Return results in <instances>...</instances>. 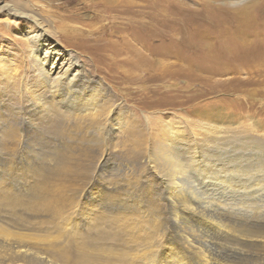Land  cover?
I'll use <instances>...</instances> for the list:
<instances>
[{"label":"bare ground","instance_id":"1","mask_svg":"<svg viewBox=\"0 0 264 264\" xmlns=\"http://www.w3.org/2000/svg\"><path fill=\"white\" fill-rule=\"evenodd\" d=\"M2 2L9 7L6 0ZM13 10L16 18L31 20L35 28L32 30L25 22L17 26L15 33L20 47L28 54L22 60L28 62L23 83L0 73V141L11 137L15 142L19 138L23 146L20 153L27 160L24 166H15L11 160L17 150L10 143H0V212L9 222L18 212L31 217L45 214L58 231L68 236H27L0 225V264H103V260L107 264H179L180 256L153 257L151 252L147 253L146 243H155L151 242L155 230L151 228L153 214H142L145 207L139 206L143 203L155 211L164 205L170 227L192 254L193 264H222L207 258L204 236H212L214 243L218 240L215 236H235L264 244V220L259 224L238 222L240 216L247 220L252 216L242 206L251 199L248 189L258 185L257 180H264V150L249 149H257L261 144L223 143L216 125L206 126L202 138L193 135L192 139L184 137L179 128L166 130L160 126L155 134H166L164 140L142 153L143 163L149 167L147 183L125 181L120 172L108 173L104 159L88 173L85 162L103 157L110 130L123 125L121 104L113 96L107 99L109 94L103 82L89 77L79 59L71 51L61 49L60 42L52 39L34 14ZM5 51H0V61L9 62L12 57L9 53L6 56ZM129 62L135 65L137 59ZM4 65L0 64V68ZM22 85H27L28 90L24 91ZM18 99L27 106L19 108L15 104ZM113 105L115 115L110 124ZM65 120L72 123L75 135L68 134L72 131L65 128ZM92 129L100 133L96 142H92L97 140ZM239 145L241 148H237ZM126 168L134 171L129 165ZM15 177L22 180V188L16 186ZM98 182L103 185L97 189ZM127 193L133 195L128 198ZM134 199L137 206H127ZM191 218L198 219L200 226L206 220L210 223L206 234L188 237L186 229ZM68 220H74L69 230ZM95 223H107L108 229L110 225L116 227L118 232L112 236H126L122 242L131 253L127 249L113 262L98 244L111 235L100 230L98 236H93L91 226ZM124 254L130 259H125Z\"/></svg>","mask_w":264,"mask_h":264},{"label":"rangeland","instance_id":"2","mask_svg":"<svg viewBox=\"0 0 264 264\" xmlns=\"http://www.w3.org/2000/svg\"><path fill=\"white\" fill-rule=\"evenodd\" d=\"M6 2L9 7L4 2L0 3V51L6 49L5 55L9 53L12 59L0 61V64H5L1 66L3 69L0 68L3 77L9 74L19 84L23 83L22 76L28 72V62L22 61L28 54L20 47L15 33L21 23L26 22L32 30L35 27L31 20L15 17L13 8H17L34 14L52 39L60 42L61 49L71 51L79 59L89 77L103 82L109 94L107 99L113 96L121 104L123 125L110 130L103 157L85 162L88 173L104 159L108 173L120 172L125 181L131 179L147 183L149 167L143 163L142 153L145 148L151 149L158 141L164 140L166 134L162 137L155 134L160 126H165L166 130L179 128L184 137L192 139L193 135L202 138L207 132L206 126L216 125L221 130L223 143L250 142L252 145L261 144L257 149L251 146L250 151L264 150V0ZM134 59H137L135 65L129 62ZM22 86L24 91L28 90L27 85ZM15 104L19 108L27 106L19 99ZM114 108L113 105L109 113L110 124L115 115ZM24 117L25 111L20 114L19 121L22 122ZM66 121L65 128L72 131L68 134L75 135L72 123ZM92 131L95 133L92 136L97 139L99 131ZM18 139L12 142L13 138L9 137L0 141L2 145L10 143L17 150L11 160L17 167L24 166L27 160L20 153L23 146ZM96 141L98 139L92 140ZM127 165L134 171L128 170ZM107 171L104 170L105 174ZM261 175L264 178V170ZM15 180L16 186L22 182L17 177ZM109 180L112 181L111 178ZM256 182L259 184H254L248 189L251 191H247L253 201L250 199L246 205L242 204L252 216L248 220L240 216L238 222L245 220L243 223L259 224L264 220V180ZM99 185L103 184L98 182L95 188L98 189ZM132 195L127 193L128 198ZM130 201L133 204L129 202L127 206H137L135 199ZM252 203L257 206L251 208ZM139 207H145L142 214H153L151 228L155 231L151 242L155 243H146L147 253L151 252L153 257L174 254L180 256L179 264H193L192 254L170 227V217L164 205L156 211L146 203ZM2 215L0 218L5 220L4 213ZM16 216L11 222L5 220L9 223L0 219V225L27 236H68V233L58 231L45 214L31 217V214L18 212ZM196 220L191 218L186 229L191 239L201 233L206 234L210 227L207 220L202 226ZM68 223L67 230L71 229L74 220L73 223L68 220ZM106 224L91 226L92 235L98 236L97 231L100 230L111 235L98 244L106 256L117 262L120 253L128 249L122 242L127 237L119 235L115 239L112 235L118 232L117 228L110 225L108 229L109 224ZM215 237L218 238H214L216 243L212 236H204V251L208 259L222 264H264L263 243L235 236ZM128 251L131 253L130 249ZM128 256L124 254L123 257L129 260L131 256Z\"/></svg>","mask_w":264,"mask_h":264}]
</instances>
